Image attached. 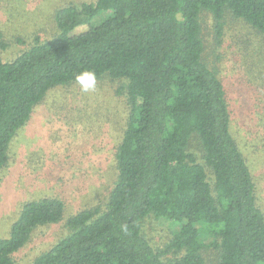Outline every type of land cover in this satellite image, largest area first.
Segmentation results:
<instances>
[{"label": "trees", "instance_id": "1", "mask_svg": "<svg viewBox=\"0 0 264 264\" xmlns=\"http://www.w3.org/2000/svg\"><path fill=\"white\" fill-rule=\"evenodd\" d=\"M203 12L216 41L226 13L264 37V0H95L57 9L53 38L0 58V174L33 108L82 71L123 82L117 94L128 108L105 206L68 218V234L31 264H205L208 251L215 264H264V215L223 84L204 57ZM64 210L57 198L24 203L0 240V264H15L35 229ZM147 218L179 227L163 248L145 235Z\"/></svg>", "mask_w": 264, "mask_h": 264}, {"label": "rangeland", "instance_id": "2", "mask_svg": "<svg viewBox=\"0 0 264 264\" xmlns=\"http://www.w3.org/2000/svg\"><path fill=\"white\" fill-rule=\"evenodd\" d=\"M93 2L0 0V58L10 62L35 38H53L57 9ZM200 23L204 57L223 84L230 133L250 168L256 204L264 215V37L228 13L219 41L210 14L203 12ZM86 31L87 26H81L71 35ZM122 84L103 77L90 92H83L77 83L56 86L12 138L9 161L0 174V240L9 237L24 203L57 198L65 207L58 223L35 229L28 243L13 255L15 264H31L64 238L68 218L105 206L116 180L114 154L128 115L124 93L117 94ZM178 229L163 220L143 222V231L156 248H163ZM206 238L202 239L205 244ZM204 259L205 264H215L216 255L208 251Z\"/></svg>", "mask_w": 264, "mask_h": 264}, {"label": "clouds", "instance_id": "3", "mask_svg": "<svg viewBox=\"0 0 264 264\" xmlns=\"http://www.w3.org/2000/svg\"><path fill=\"white\" fill-rule=\"evenodd\" d=\"M75 81L83 92H90L96 89L97 77L93 71H82L75 77Z\"/></svg>", "mask_w": 264, "mask_h": 264}]
</instances>
